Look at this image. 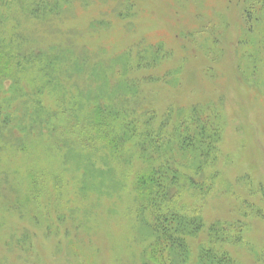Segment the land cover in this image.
I'll use <instances>...</instances> for the list:
<instances>
[{
    "label": "rangeland",
    "instance_id": "374dc122",
    "mask_svg": "<svg viewBox=\"0 0 264 264\" xmlns=\"http://www.w3.org/2000/svg\"><path fill=\"white\" fill-rule=\"evenodd\" d=\"M23 1L0 0V264L146 263L148 150L103 135L105 109L152 119L157 165L195 177L175 134L217 126L215 179L183 183L179 204L205 222L189 243L233 224L223 250L264 264V0Z\"/></svg>",
    "mask_w": 264,
    "mask_h": 264
},
{
    "label": "trees",
    "instance_id": "16d2710c",
    "mask_svg": "<svg viewBox=\"0 0 264 264\" xmlns=\"http://www.w3.org/2000/svg\"><path fill=\"white\" fill-rule=\"evenodd\" d=\"M23 2L26 10H33L29 0ZM41 4L37 7L36 14L40 13L45 7L44 5L40 7ZM8 18L9 15L0 16L2 26L6 24ZM14 30L16 32V29ZM7 46L3 44L1 48L5 50L6 54H11L10 51H6ZM24 54L15 52L12 57L28 58ZM31 61V59H27L28 63ZM73 109L72 106L69 112L71 113ZM62 110L66 111L67 108H59L56 114H60ZM105 110L108 112V117H113L115 121H110L112 125L110 132H108V128L101 129L103 135L109 137V139L112 138L118 147L137 148L143 152L148 150L147 169L136 176L141 209L149 212L146 225L152 238L145 249L146 263L144 264H236L233 257L226 250H223L219 244L220 241H225L230 236L234 237L233 234H229V231L234 229L233 224L227 225L217 221L210 223L207 229L208 233L215 236L210 242L213 244L199 246L198 251L194 252L189 240L204 229L205 222L201 217L192 216L184 211L183 208H186V206L179 204L182 199L183 183H189L196 188L199 187L198 184H201L205 192L210 185L207 184L208 178L215 179L216 172L212 169L216 161L214 146L218 141L219 128L208 123L213 128L205 127L203 124L198 130H191L188 127L191 133L186 130L183 133L177 132L175 134L174 145L182 151H189L194 156L192 166L196 167L193 170L199 176L195 177L168 158L157 165L162 160L159 159L160 155L158 157L155 155L160 146L157 145L155 140L158 135L156 130L152 129V119L144 122L141 128L136 123L138 118L134 117L133 111ZM53 114L55 116V112ZM47 121H49V118H47ZM5 125L0 120V127L3 129L1 138L5 137ZM1 145L0 149L5 148L4 143ZM34 160L27 159L29 163H34ZM196 178H200L202 181H198ZM192 193H194V190H192Z\"/></svg>",
    "mask_w": 264,
    "mask_h": 264
}]
</instances>
